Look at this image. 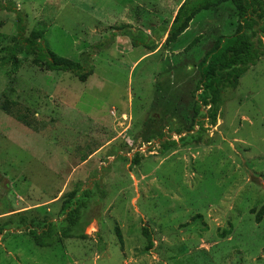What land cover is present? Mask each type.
I'll return each mask as SVG.
<instances>
[{
  "label": "rangeland",
  "instance_id": "rangeland-1",
  "mask_svg": "<svg viewBox=\"0 0 264 264\" xmlns=\"http://www.w3.org/2000/svg\"><path fill=\"white\" fill-rule=\"evenodd\" d=\"M183 1L0 0L12 9H0V214L60 222L64 195L94 192L85 240L39 248L8 230L0 264H264V56L224 93L217 126L187 133L196 66L237 20L229 4L201 12L162 48ZM18 17L25 36L42 30L47 50L92 67L87 81L25 55L14 72ZM165 142L176 146L161 152Z\"/></svg>",
  "mask_w": 264,
  "mask_h": 264
},
{
  "label": "trees",
  "instance_id": "trees-1",
  "mask_svg": "<svg viewBox=\"0 0 264 264\" xmlns=\"http://www.w3.org/2000/svg\"><path fill=\"white\" fill-rule=\"evenodd\" d=\"M224 4H229L234 9L237 20L236 28L229 37H217L210 50L204 54L196 66L199 80L192 93V118L187 129L189 134L195 131V127L198 128V134H202L207 130L205 126L209 125L210 128L217 126L220 109L224 104V93L227 90L236 89L240 78L249 67L254 66L264 56L262 43L264 0H184L177 9L170 27L161 29L162 34L166 36L162 48L172 46L187 31L199 13L218 9ZM0 9L12 11V9L2 6ZM17 19L18 22L21 21L20 17ZM22 23V21L17 23V33L11 39L14 55L11 57L12 61L9 62L14 72L21 64L16 55H25L31 57V63L35 67L47 72L69 73L82 83H85L92 75V67L84 68L80 62L64 59L47 50L43 45L44 32L42 30L35 29L25 36L26 29ZM126 28L122 27L121 29L125 30ZM128 34L127 30L121 33L122 36ZM196 42L193 41L187 49H192ZM131 44L138 45L135 41H131ZM145 47L150 52H153L155 48L150 43ZM8 51L9 48L2 49V52L8 53ZM1 108L5 113L11 114L7 102ZM16 120L25 127L31 128V125L23 117L16 116ZM175 133L181 135L182 131L178 130ZM153 139H155L154 133H149L143 139V143L149 144ZM180 140L183 139L180 138ZM175 146L174 142L160 144L161 152H168ZM140 159L135 156L133 164H139ZM93 193L92 190H82L80 185H77L73 191L64 195L59 213L62 217L60 222H53L46 216L39 219L30 211L2 217L0 220L4 221L0 225V236L8 230L21 232L26 234L39 248H52L56 244H61L65 239L85 240L87 237L84 234V229L89 224L85 215L89 209L88 204L94 196ZM9 212L0 214V216L9 214ZM261 216H264L263 210L256 214L257 223L261 222ZM116 234L121 243L119 230H116ZM142 235L147 241L145 250L148 251L153 247L152 238L146 229L142 230Z\"/></svg>",
  "mask_w": 264,
  "mask_h": 264
},
{
  "label": "crops",
  "instance_id": "crops-1",
  "mask_svg": "<svg viewBox=\"0 0 264 264\" xmlns=\"http://www.w3.org/2000/svg\"><path fill=\"white\" fill-rule=\"evenodd\" d=\"M8 212H9V211H8ZM12 213H13V212L10 211L9 214L4 215V217H6V216H8V215H13L14 213H13V214H12ZM0 217H2V216H0Z\"/></svg>",
  "mask_w": 264,
  "mask_h": 264
}]
</instances>
